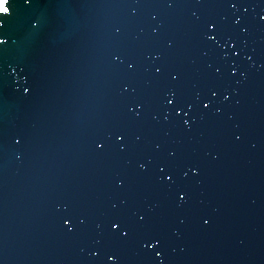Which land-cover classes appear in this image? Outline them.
Wrapping results in <instances>:
<instances>
[{"label": "water", "instance_id": "1", "mask_svg": "<svg viewBox=\"0 0 264 264\" xmlns=\"http://www.w3.org/2000/svg\"><path fill=\"white\" fill-rule=\"evenodd\" d=\"M10 6L0 264H264V0Z\"/></svg>", "mask_w": 264, "mask_h": 264}, {"label": "snow or ice", "instance_id": "2", "mask_svg": "<svg viewBox=\"0 0 264 264\" xmlns=\"http://www.w3.org/2000/svg\"><path fill=\"white\" fill-rule=\"evenodd\" d=\"M11 3H12V0H8V4L6 5V7L9 8V13H7V14H0V17H7V16H10L11 15L12 9L9 6ZM0 44H3V41L2 40H0Z\"/></svg>", "mask_w": 264, "mask_h": 264}, {"label": "bare ground", "instance_id": "3", "mask_svg": "<svg viewBox=\"0 0 264 264\" xmlns=\"http://www.w3.org/2000/svg\"><path fill=\"white\" fill-rule=\"evenodd\" d=\"M7 4H8V2H7V1H4V3H3L2 5H0V9L2 10V12H3L4 14L9 13V8L6 7ZM9 6H10V5H9ZM10 8H11V6H10Z\"/></svg>", "mask_w": 264, "mask_h": 264}]
</instances>
